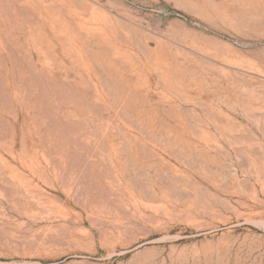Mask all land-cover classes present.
Returning a JSON list of instances; mask_svg holds the SVG:
<instances>
[{
    "label": "rangeland",
    "instance_id": "1",
    "mask_svg": "<svg viewBox=\"0 0 264 264\" xmlns=\"http://www.w3.org/2000/svg\"><path fill=\"white\" fill-rule=\"evenodd\" d=\"M0 264H264V0H0Z\"/></svg>",
    "mask_w": 264,
    "mask_h": 264
}]
</instances>
